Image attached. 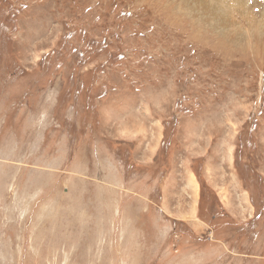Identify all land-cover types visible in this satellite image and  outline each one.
<instances>
[{"label":"rangeland","instance_id":"obj_1","mask_svg":"<svg viewBox=\"0 0 264 264\" xmlns=\"http://www.w3.org/2000/svg\"><path fill=\"white\" fill-rule=\"evenodd\" d=\"M0 264H264V0H0Z\"/></svg>","mask_w":264,"mask_h":264},{"label":"crops","instance_id":"obj_2","mask_svg":"<svg viewBox=\"0 0 264 264\" xmlns=\"http://www.w3.org/2000/svg\"><path fill=\"white\" fill-rule=\"evenodd\" d=\"M148 200V203H146V205H151V199H147ZM195 202H196V200H195ZM197 204V210H196V213H197V215H199L200 216V206L198 205V202L196 203ZM163 209V210H162ZM164 209H166V207H164V208H161V210L162 211H164ZM164 213V212H163ZM165 213H167V212H165ZM178 219V218H177ZM179 220V219H178ZM182 222H183V220H182ZM181 222V223H182Z\"/></svg>","mask_w":264,"mask_h":264},{"label":"trees","instance_id":"obj_3","mask_svg":"<svg viewBox=\"0 0 264 264\" xmlns=\"http://www.w3.org/2000/svg\"><path fill=\"white\" fill-rule=\"evenodd\" d=\"M46 56V55H45ZM202 204H205V203H202ZM200 211H201V209H200ZM210 213V215H211V218H213V220L215 219L216 221L218 220V222L219 221H222L221 219H219L220 217H217V215H216V213H215V210H214V212H209ZM201 215H202V213H201ZM200 215V216H201ZM217 223V222H216Z\"/></svg>","mask_w":264,"mask_h":264},{"label":"bare ground","instance_id":"obj_4","mask_svg":"<svg viewBox=\"0 0 264 264\" xmlns=\"http://www.w3.org/2000/svg\"><path fill=\"white\" fill-rule=\"evenodd\" d=\"M191 180H192L193 185H197V182L194 183V178H193V176L191 177ZM195 181H196V180H195Z\"/></svg>","mask_w":264,"mask_h":264}]
</instances>
